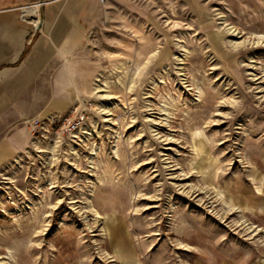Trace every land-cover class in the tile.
<instances>
[{"label": "rangeland", "instance_id": "374dc122", "mask_svg": "<svg viewBox=\"0 0 264 264\" xmlns=\"http://www.w3.org/2000/svg\"><path fill=\"white\" fill-rule=\"evenodd\" d=\"M98 2L83 127L0 167V264H264V0Z\"/></svg>", "mask_w": 264, "mask_h": 264}, {"label": "crops", "instance_id": "0c3cea01", "mask_svg": "<svg viewBox=\"0 0 264 264\" xmlns=\"http://www.w3.org/2000/svg\"><path fill=\"white\" fill-rule=\"evenodd\" d=\"M98 8V0H0V167L28 147L32 123L87 91L83 42Z\"/></svg>", "mask_w": 264, "mask_h": 264}, {"label": "built area", "instance_id": "2783aa9c", "mask_svg": "<svg viewBox=\"0 0 264 264\" xmlns=\"http://www.w3.org/2000/svg\"><path fill=\"white\" fill-rule=\"evenodd\" d=\"M34 5L25 6L24 8H34ZM84 114L81 104H75L69 110L54 117V132L60 137L73 136L84 125ZM42 128L41 124L37 121L32 124L31 130L35 131L36 128Z\"/></svg>", "mask_w": 264, "mask_h": 264}, {"label": "bare ground", "instance_id": "6f19581e", "mask_svg": "<svg viewBox=\"0 0 264 264\" xmlns=\"http://www.w3.org/2000/svg\"><path fill=\"white\" fill-rule=\"evenodd\" d=\"M29 9H32V8H28V9H27V13H28V12H30V10H29ZM30 14H32V12H30ZM98 87H99V86H98Z\"/></svg>", "mask_w": 264, "mask_h": 264}]
</instances>
